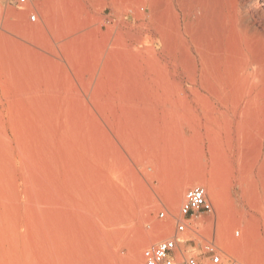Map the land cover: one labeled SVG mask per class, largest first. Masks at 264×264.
I'll list each match as a JSON object with an SVG mask.
<instances>
[{
	"label": "rangeland",
	"instance_id": "374dc122",
	"mask_svg": "<svg viewBox=\"0 0 264 264\" xmlns=\"http://www.w3.org/2000/svg\"><path fill=\"white\" fill-rule=\"evenodd\" d=\"M215 1L0 0V264H143L173 238L179 259L212 242L264 264V82L239 59L221 87L202 70ZM227 2L264 24V0ZM193 177L212 209L176 234Z\"/></svg>",
	"mask_w": 264,
	"mask_h": 264
},
{
	"label": "bare ground",
	"instance_id": "6f19581e",
	"mask_svg": "<svg viewBox=\"0 0 264 264\" xmlns=\"http://www.w3.org/2000/svg\"><path fill=\"white\" fill-rule=\"evenodd\" d=\"M224 1L223 2H221V1L217 2V0H216L215 2H212V3H215V6L218 3L219 6H217V7L220 8V10H219L220 13L218 12L219 13L218 19L215 20L216 23H218V24H215V22H212L211 24L210 23H206V24H209L208 27H210L213 30V32H212L213 39L210 37L211 34H209V37L213 41V46H214V51H215V54H214V52H211V53L214 54L213 58L212 59L209 58L210 61L211 60L214 61L213 65L211 64V62L209 61L208 58H205L203 56L204 52H201L200 47H199L200 50L195 47V51H196V53L198 55L197 57L201 61L202 70L203 69H204V71L206 70L205 72L208 75H212L214 77V81H215L216 84L218 83V87H221V82L222 81H224V82L226 81L225 80L226 76H228L229 73L230 72L232 73V71L234 70L233 69L234 61L236 59H239L240 63H241V68L240 69L242 70V73L245 76H249V77L253 78V80L251 81L252 85H251V83L249 81L248 82H249V84L252 87L253 86L255 87V86H257V82H259V83L264 82V24H257L256 22L251 20V18L248 17V16L243 19V21H242L243 24H232L233 22L231 23V21H234V20H232V18H234L235 15L232 14L234 16V17H232V16H230V12L225 13V7H226L225 4L228 3V2L226 0V3H224ZM209 4H211V3H209ZM234 4H235V2H234ZM198 6H199V4H198ZM217 7H215V8L219 9ZM205 10H207V8ZM210 11H212V9ZM217 14H216V17H217ZM206 17H208V16H206ZM206 19H208V18H206ZM211 21H213V20H211ZM229 22L231 24H228ZM185 24H188V22L185 23ZM200 25H199L198 28H200ZM188 26H189V24L187 25V27ZM201 27L204 28V26H201ZM204 31H205V34H206V32H208V30H204ZM204 31H202V32H204ZM209 33H211L210 30H209ZM207 39H208V37H207ZM195 41H196V39H195ZM201 41L203 42V40H201ZM207 43H208V41H207ZM210 45H209V47H210ZM204 49H205V54L208 52L207 55L209 56V50H207L205 47H204ZM211 53H210L209 57H212ZM194 59L196 60V58L194 57V58H192V61ZM236 63H237V61H236ZM247 70H249V71L247 72ZM201 74H202V72H201ZM245 81H247V80H245ZM222 84H224V83H222ZM225 84H226V82H225ZM227 87H229V86H227ZM224 96H225V94H224ZM235 100H236V98H235ZM251 101H253V100H251ZM231 104L232 103H230V105ZM250 108H251V106H250ZM197 181L201 182L200 178L193 177L192 179H186L184 182H182V184L180 186H178L179 187L178 191H177L178 193L176 192V195L169 196L168 202H169V205H170L172 210H175L179 206L180 196H181L182 193H184L183 192L184 189L187 188L188 186H190V184H192L193 182H197ZM204 189H205V192L212 191L214 189V186L213 185H207L206 188L204 186ZM231 191H232L231 193H235L234 187H232ZM159 225L160 226H156L155 225L156 227L154 226L152 228L153 230L151 231V234L148 237L146 236V238H145L146 242L147 241H155V240L162 239L164 237V234H166V232H168L170 230L169 224H163V225L159 224ZM139 246L136 245L134 250L136 251ZM243 255H244L246 260L251 261L249 256H247L246 254H243Z\"/></svg>",
	"mask_w": 264,
	"mask_h": 264
},
{
	"label": "built area",
	"instance_id": "2783aa9c",
	"mask_svg": "<svg viewBox=\"0 0 264 264\" xmlns=\"http://www.w3.org/2000/svg\"><path fill=\"white\" fill-rule=\"evenodd\" d=\"M16 7H23L29 3V0H6ZM29 20H35V14H29ZM211 203L207 200L205 189L202 186L195 185L188 188L184 193V199L179 207V217L176 221V234L183 233L186 229L185 220L200 214L201 212L211 211ZM158 217L165 218V212L158 213ZM238 234V231H236ZM204 261H199L197 256H188L179 259L177 254L180 248L177 240L164 239L160 240L142 250L141 258L143 264H245L233 258H223L220 250L212 242H207L202 247Z\"/></svg>",
	"mask_w": 264,
	"mask_h": 264
}]
</instances>
